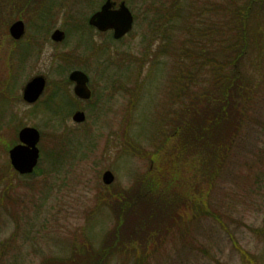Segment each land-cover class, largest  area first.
Listing matches in <instances>:
<instances>
[{"label":"rangeland","instance_id":"1","mask_svg":"<svg viewBox=\"0 0 264 264\" xmlns=\"http://www.w3.org/2000/svg\"><path fill=\"white\" fill-rule=\"evenodd\" d=\"M8 1L0 0V264L91 258L102 249L106 264H136L145 257L143 264H264V233H256L264 228V79L237 137L211 138L212 149L228 143L213 169V159L189 157V141L179 147L172 140L179 135L175 121L189 79L173 81L185 73L180 64L188 61L181 57L188 37L183 24L167 17L171 0H110L124 2L134 17L133 30L119 41L88 27L87 19L105 0H17L11 9ZM48 1L52 7L45 8ZM196 1L200 7L209 0ZM36 13L43 14L42 24ZM17 20L30 25L15 45L5 28ZM254 25L250 20L248 27ZM54 30L65 33L62 43L50 41ZM30 43L36 52L24 58ZM73 70L91 78L88 103L77 102L67 85ZM36 76L48 85L27 105L22 88ZM196 82L188 86L196 90ZM53 86L68 98L54 99L55 114L45 107ZM75 111L84 112V123L72 122ZM23 127L41 135V159L31 177L16 174L8 157ZM173 153L178 157L172 159ZM162 161L172 172L156 171ZM106 172L114 177L107 186ZM129 195L131 202L122 206ZM148 199L156 214L145 225L135 215L144 214L136 208ZM118 223L142 250L112 249L107 241Z\"/></svg>","mask_w":264,"mask_h":264},{"label":"trees","instance_id":"2","mask_svg":"<svg viewBox=\"0 0 264 264\" xmlns=\"http://www.w3.org/2000/svg\"><path fill=\"white\" fill-rule=\"evenodd\" d=\"M171 2V8L166 9L169 12L167 17L172 22L178 21L183 24L182 31L188 37L184 40L187 48L185 50L182 46L185 51L181 54V57L188 61H182L180 64V68L183 67L185 73L176 75L173 81L189 79L186 87H183L185 104L182 116L175 121V125L180 126L177 130L179 135H174L172 140L174 145L179 147L182 141H189L191 145L193 144L190 149H194L189 157L194 159L197 156L201 163L211 162L213 159V169H216L217 164L220 166L223 157L227 154L228 143H224L219 150L220 146L217 145L212 149L211 138L230 142L237 137L246 118V109L261 80L264 79V26L261 22L264 17V0H220L219 3L209 0L200 7L194 6L197 4L196 0H186V2L171 0ZM190 19H193V22ZM250 20L255 22L256 29L248 27ZM246 65L254 69L253 76L250 75ZM256 75L259 76V80ZM192 79L197 81L196 90L188 86ZM197 114L202 116L200 120L196 119ZM215 126H218L217 131L214 129ZM176 157L178 156L173 153L172 159ZM163 170L172 172L164 161L158 165L156 171L161 173ZM131 197L129 195L123 199L122 206H126L128 200L131 202ZM143 201L146 203H140L136 209L143 208L144 214L135 215V218L146 225L151 222L156 212L147 204L149 199ZM134 212L136 214L138 210ZM166 216L168 221H173L171 215ZM114 229L107 241V243L111 242L113 250L127 253L136 245L142 250L141 244H135V240L125 238L120 223ZM256 233L262 235L264 228ZM104 255L106 254L102 249L94 252L91 258H88L89 254L87 258L69 257L47 264H106ZM146 259V257L139 258L135 262L143 264Z\"/></svg>","mask_w":264,"mask_h":264},{"label":"water","instance_id":"3","mask_svg":"<svg viewBox=\"0 0 264 264\" xmlns=\"http://www.w3.org/2000/svg\"><path fill=\"white\" fill-rule=\"evenodd\" d=\"M132 16L125 5L122 3L117 10H112L110 1H106L100 10L95 13L89 20V25L104 33L109 30L113 31L115 40L121 39L131 30ZM23 33V26L20 22L15 23L10 28V34L14 39H19ZM64 38L63 33L56 31L52 35V40L61 42ZM69 79L75 84L74 94L79 99L88 100L90 92L87 88V78L81 72H73ZM44 82L42 79H35L30 82L24 90L23 99L27 103H33L37 100L43 91ZM75 123H82L84 115L75 113L72 119ZM19 141L21 145L14 147L9 152L10 163L13 169L20 175L31 174L37 165L38 150L36 145L39 141V133L34 129H23L19 133ZM114 181V177L110 172H106L102 176L104 185H110Z\"/></svg>","mask_w":264,"mask_h":264},{"label":"flooded vegetation","instance_id":"4","mask_svg":"<svg viewBox=\"0 0 264 264\" xmlns=\"http://www.w3.org/2000/svg\"><path fill=\"white\" fill-rule=\"evenodd\" d=\"M5 1V0H4ZM10 2L11 3H16L17 2V0H9L8 1V9H11L12 7H11V4H10ZM21 2V1H20ZM48 3H49V5H47V6H45V8H49L50 6H51V2H49L48 1ZM41 5V4H40ZM40 5H37L36 6V8L38 7V6H40ZM2 6H5L4 5V2H3V5L1 4V2H0V7L2 8ZM52 7V6H51ZM41 8H42V6L38 9V10H41ZM44 8V9H45ZM4 13V12H3ZM9 13V12H8ZM2 14V13H1ZM47 16V18L48 17H52V16H48V15H46ZM1 18V17H0ZM34 18L35 19H38V23L39 24H42V19H44V16H43V14H38V13H36V15L34 16ZM17 21H20V22H22L21 20H17ZM17 21H15V22H12V24L10 25H8V26H6V35H7V37H8V40L12 43V44H17L18 42H20L21 40H23L24 39V36H25V34H26V29L28 28L27 26L28 25H30L29 23H27L26 21H25V23L24 22H22V26H23V33H22V35H21V37L19 38V39H14L12 36H11V34H10V28H11V26L14 24V23H16ZM31 22H33V21H31ZM26 23L28 24L26 27H25V25H26ZM33 23H36V21H34ZM37 24V23H36ZM32 27H30V29H31ZM57 30H54L52 33H51V35H50V41L52 42V34L53 33H55ZM65 34V33H64ZM66 36V35H65ZM54 43V42H53ZM60 43H62V42H60ZM60 43H55V44H60ZM14 45V46H15ZM28 47H33L28 53H26V54H24V58H32L33 56H34V51L36 50L35 48L37 47V46H34L33 45V43H30L29 45H28ZM16 49V46H15V48L13 49V50H15ZM36 52V51H35ZM22 54H19L18 55V58L20 59V56H21ZM22 57H23V55H22ZM21 57V58H22ZM14 58V57H13ZM82 72V71H81ZM84 74H85V72H83ZM69 74H68V77H67V80H68V82H67V85L68 86H70V85H72V92H73V88H74V85L71 83V81H70V79H69ZM87 76V75H86ZM35 79H42L43 80V82H44V85H43V91H42V93L40 94V96L38 97V99L35 101V102H33V103H26L24 100H23V93H24V90H25V88L27 87V85L30 83V82H32L33 80H35ZM87 79H88V82H87V88H88V90H89V92H90V94H91V96H92V91H91V89H90V82H92L91 81V78H90V80H89V77L87 76ZM70 84V85H69ZM47 85H48V83L46 82V79L43 77V76H36V77H33V78H31L29 81L27 80L26 81V83H25V85L23 86V88H22V92H21V99H22V101L25 103V104H27V105H33V104H35L39 99H40V97L43 95V93H44V91L46 90V88H47ZM53 91L49 94V100L47 99V104L45 105V107L47 108V109H53L52 107H50V106H52V105H54L53 104V102H54V99L58 96V95H61V96H63L64 98H66L65 97V95L63 94V90L62 91H60V89L58 88V87H56V86H53ZM66 99H68V98H66ZM68 101V100H67ZM66 101V102H67ZM77 102H86V103H88L89 101H80V100H78L77 99ZM56 111V109L54 110L53 109V112H55ZM57 113H58V110H57ZM24 128V127H23ZM22 129V128H21ZM20 129V130H21ZM19 130V131H20ZM18 131V132H19ZM17 137H18V134H17ZM11 148V147H10ZM10 148H9V150H10ZM9 150H8V152H9Z\"/></svg>","mask_w":264,"mask_h":264}]
</instances>
